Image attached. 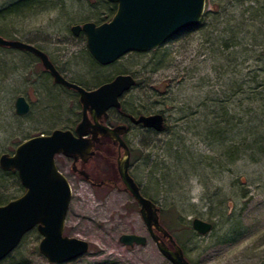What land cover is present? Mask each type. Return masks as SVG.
Returning <instances> with one entry per match:
<instances>
[{"label": "rangeland", "instance_id": "374dc122", "mask_svg": "<svg viewBox=\"0 0 264 264\" xmlns=\"http://www.w3.org/2000/svg\"><path fill=\"white\" fill-rule=\"evenodd\" d=\"M18 1L0 0L1 38L34 44L65 79L89 88L130 75L134 85L119 98L123 111L163 117L161 131L138 128L126 136L128 172L161 210L159 223L183 256L191 264H264V94L253 91L264 71V24L252 18L251 2L204 0L195 30L101 67L68 39L73 25L110 19L105 0H36L7 11ZM18 96L28 105L23 116L13 112ZM75 99L33 56L0 48V154L53 129H71ZM240 143L249 148L244 154ZM112 156L114 162L116 152ZM54 162L70 189L62 235L88 244L84 255L62 264H169L121 186H90L71 174L70 160L56 155ZM107 165L97 155L86 169L98 183L114 179ZM22 193L17 177L0 173V203ZM194 218L210 223V231H192ZM121 234L146 242L122 246ZM39 240L29 231L0 264H49L37 251Z\"/></svg>", "mask_w": 264, "mask_h": 264}, {"label": "water", "instance_id": "95a60500", "mask_svg": "<svg viewBox=\"0 0 264 264\" xmlns=\"http://www.w3.org/2000/svg\"><path fill=\"white\" fill-rule=\"evenodd\" d=\"M115 5L110 19L100 24L84 22L69 28L72 35L82 33L85 49L99 66H108L127 53H147L172 38L180 31L199 24L204 9V0H105ZM0 48L22 51L33 55L42 69L49 74L54 84L71 89L78 94L82 109L81 121L73 131L54 129L48 135L28 138L15 146L13 152L0 154V171L14 172L23 193L0 206V261L18 245L22 237L35 230L40 237L38 253L49 264L72 261L87 252L88 244L62 235L64 217L70 200L66 179L56 170L54 156L61 155L86 162L96 137L85 139L86 133L108 138L122 150L115 160L117 177L131 199L138 206L139 217L157 252L169 264H189L171 235L160 225L157 206L143 197L128 174V150L119 136L123 126L112 129L100 126L96 120L105 112L119 107L118 99L133 85L129 75H116L107 83L86 92L67 82L54 69L47 56L18 40L0 37ZM28 111L24 98L13 101V112L23 116ZM89 114L92 124L88 121ZM134 124L161 131L160 115L139 116ZM190 228L197 235H204L211 224L199 219L190 221ZM170 246L168 247L166 243ZM118 243L122 246H143L146 238L135 234H121Z\"/></svg>", "mask_w": 264, "mask_h": 264}, {"label": "flooded vegetation", "instance_id": "af4514ba", "mask_svg": "<svg viewBox=\"0 0 264 264\" xmlns=\"http://www.w3.org/2000/svg\"><path fill=\"white\" fill-rule=\"evenodd\" d=\"M106 22V21H105ZM95 24V23H94ZM97 25V24H96ZM70 32V31H69ZM70 34H71V32H70ZM71 36L73 37L72 39H68V41H69V44H72L73 46H79V48H80V45L82 44V46L83 47H81L85 52H86V54L88 55V53H87V51H86V49H85V45H84V37H83V34L82 33H78L76 36H74V35H72L71 34ZM76 39H80L81 40V42H80V44L78 45L77 43H76ZM47 42V41H46ZM47 43H50V41H48ZM27 44V43H26ZM29 45H31V46H33L34 48H36V49H38L39 51H41L42 53H44L46 56H47V58H48V60L50 61V59H49V57H48V55H47V53L45 52V51H43V50H41L40 48H38V47H36L34 44H29ZM29 54V53H28ZM31 55V54H30ZM31 56H33V55H31ZM89 56V55H88ZM34 57V56H33ZM35 58V57H34ZM89 58H90V56H89ZM36 59V58H35ZM91 59V58H90ZM37 60V59H36ZM92 60V59H91ZM38 61V60H37ZM93 61V60H92ZM50 63H51V61H50ZM93 63H95L94 61H93ZM52 64V63H51ZM96 64V63H95ZM53 65V64H52ZM97 65V64H96ZM99 66V65H98ZM53 67H54V65H53ZM101 67H104V66H101ZM54 69L57 71V69L54 67ZM44 71V70H43ZM45 72V71H44ZM58 72V71H57ZM48 76H49V74L47 73V72H45ZM58 74L63 78V79H65L59 72H58ZM116 76V75H115ZM115 76H113V77H115ZM130 76V75H129ZM50 77V76H49ZM113 77H111L110 79H108L107 81H105V82H103V83H101V84H99L98 86H96V87H92V88H89V87H86V86H83L82 84H79V83H76V82H71V81H69V80H67V79H65L67 82H69V83H72V84H74V85H76V86H78L79 88H81L82 90H84V91H86V92H90V91H92V90H94V89H96L97 87H99L100 85H102V84H104V83H107V82H109L110 80H112L113 79ZM132 77V76H131ZM133 78V77H132ZM50 79H51V77H50ZM134 79V78H133ZM52 81V80H51ZM53 83V82H52ZM54 84V83H53ZM54 85H56L57 87H59V88H61V89H63V90H65L66 92H68V93H71V94H73L74 95V97L76 98L75 100H76V104H77V111H78V114H77V120H76V122H75V124H74V126L71 128V129H59V130H68V131H73V129H74V127L81 121V117H82V109H81V106H80V104H79V99H78V94L75 92V91H73V90H71V89H66V88H64V87H62V86H59V85H57V84H54ZM118 103H119V107L117 108V109H114V108H110V109H108L106 112H105V116H100V118L99 119H97L96 120V123L98 124V125H100V126H103V127H106V128H109V129H112V128H114V127H117V126H123L124 127V131L120 134V136H119V138H120V140L124 143V145L126 146V148H127V150H128V167H129V158H130V152H131V148H130V146L128 145V143H127V139H126V136L129 134V133H131V131H133L134 129H138V128H144V127H142L140 124H134L133 122H132V120H136L139 116H144V115H140V114H138V115H130V114H128V113H126L125 111H123V109H122V105H121V100L120 99H118ZM155 114H157V115H160L161 116V114H159V113H153V114H149V115H155ZM149 115H145V116H149ZM86 117H87V119H88V121L92 124L93 122H92V120H91V118H90V116H89V114L88 113H86ZM161 118H162V125H163V117L161 116ZM147 129V128H146ZM54 130V129H53ZM147 130H150V131H152V132H154L152 129H147ZM92 136H94V137H96V139H97V141H93V146H92V148L90 149L91 151H92V156L86 161V162H81L80 160H77L74 164L72 163V161H71V159H68V158H66V159H68V160H70V166H69V171L71 172V174L73 175V176H77V177H80L82 180H84L86 183H88L90 186H93V187H101V186H116L115 185V183L113 182V181H111L109 178H104L103 180H101V181H99L98 183H96L95 181H94V178H93V176H92V174H91V172H89V171H87V169H86V165H87V163L90 161V159H92L94 156H97V155H99V157L100 158H102L103 159V156H101V153H103V152H110V151H112V150H114L115 152H116V158H117V156L119 155V156H121L122 155V150L121 149H117V144L115 143H112V141L110 140V139H108V138H105V137H101V136H97V135H95V134H91L90 132L89 133H86L85 135H84V138L85 139H91L92 138ZM92 140V139H91ZM63 157V156H62ZM65 158V157H64ZM116 158H115V160H116ZM104 160V159H103ZM115 160H114V162H115ZM105 161V160H104ZM54 165H55V168H56V170H57V164L54 162ZM58 171V170H57ZM59 172V171H58ZM106 172H107V174L110 172V167H109V165H107L106 166ZM116 172V171H115ZM60 173V172H59ZM128 174H129V172H128ZM129 176H130V174H129ZM131 177V176H130ZM132 178V177H131ZM132 180H133V178H132ZM134 181V180H133ZM134 183H135V181H134ZM136 184V183H135ZM136 186H137V184H136ZM137 188H138V186H137ZM122 190H123V188H122ZM138 190H139V188H138ZM140 192V191H139ZM126 193V192H125ZM13 200V199H12ZM8 202V201H7ZM6 202V203H7ZM6 203H0V206H2V205H4V204H6ZM164 241V240H163ZM2 261V260H1ZM0 261V262H1Z\"/></svg>", "mask_w": 264, "mask_h": 264}, {"label": "trees", "instance_id": "16d2710c", "mask_svg": "<svg viewBox=\"0 0 264 264\" xmlns=\"http://www.w3.org/2000/svg\"><path fill=\"white\" fill-rule=\"evenodd\" d=\"M246 1H249V2H251V5H249L247 8L248 9H251L252 10V12H251V16H252V18H254V19H256V17H259V18H261V19H258V21H257V23L258 24H260V25H262V24H264V20H263V18H264V4L262 3V2H260V0H246ZM37 2H39V1H36V0H20V1H18V2H16L14 5H12L7 11H14V12H18L19 10H22V9H26V8H28V7H31V6H33V5H35V4H37ZM108 5H109V3H107ZM114 11H115V5H113V4H110L109 5V12H110V16H112L113 15V13H114ZM106 20H104V19H101L100 21H99V23H97V24H100V23H103V22H105ZM197 26H195V27H190V28H186V29H184V30H182V31H180L179 33H177L176 35H174L172 38H170L169 39V41H171V40H173V39H175L177 36H179V35H181V34H184V33H187V32H191V31H193V30H195V28H196ZM4 49H7V48H4ZM262 73V78H260V80H257L254 84V86H253V91L255 90V89H258L256 92L257 93H259L260 95L261 94H264V71H262L261 72ZM160 114V113H159ZM248 135H251V134H248ZM263 140H264V138H263ZM241 141H243V139H241ZM243 143V142H242ZM242 143H240L239 144V147H240V153H242V154H244V152L246 151L247 152V150L249 149L248 148V146H243V144ZM113 153H115V151L113 150V151H110V152H103V153H101V156H103V159L105 160V162H107V164L109 165V167H110V172H111V178H112V176L114 177V179H110L111 181H113L114 183H115V185H119V186H121L122 187V185H121V183H120V181H119V179H118V177H117V174H116V172H115V162H112V158H113ZM112 154V155H111ZM99 156V155H98ZM110 159H111V161H110ZM113 163H114V166H113ZM0 173L2 174V175H5V176H13V177H16V175H15V173L14 172H3V171H0ZM110 178V177H109ZM123 188V187H122ZM141 194V193H140ZM142 195V194H141ZM143 196V195H142ZM143 197H145V196H143ZM145 198H147V197H145ZM148 200H150L151 202H153L150 198H147ZM161 212V210H159L158 209V217L160 216V213ZM166 230V229H165ZM169 234H170V231L167 229L166 230ZM172 237V236H171ZM173 239V238H172ZM174 241V240H173ZM165 243H166V241H164ZM176 244V243H175ZM166 245L168 246V247H170L167 243H166ZM185 258V257H184ZM186 259V258H185ZM187 260V259H186ZM188 261V260H187ZM188 263L189 264H191L189 261H188Z\"/></svg>", "mask_w": 264, "mask_h": 264}, {"label": "bare ground", "instance_id": "6f19581e", "mask_svg": "<svg viewBox=\"0 0 264 264\" xmlns=\"http://www.w3.org/2000/svg\"><path fill=\"white\" fill-rule=\"evenodd\" d=\"M81 192V191H80ZM81 194V193H80Z\"/></svg>", "mask_w": 264, "mask_h": 264}]
</instances>
